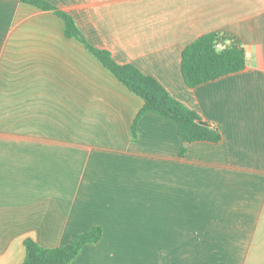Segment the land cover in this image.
Instances as JSON below:
<instances>
[{
  "label": "crops",
  "instance_id": "obj_1",
  "mask_svg": "<svg viewBox=\"0 0 264 264\" xmlns=\"http://www.w3.org/2000/svg\"><path fill=\"white\" fill-rule=\"evenodd\" d=\"M48 1L223 138L183 156L151 112L135 138L142 98L53 11L0 0V264H22L27 238L57 247L96 226L74 264H264V0ZM217 31L247 65L191 88L183 50Z\"/></svg>",
  "mask_w": 264,
  "mask_h": 264
},
{
  "label": "trees",
  "instance_id": "obj_2",
  "mask_svg": "<svg viewBox=\"0 0 264 264\" xmlns=\"http://www.w3.org/2000/svg\"><path fill=\"white\" fill-rule=\"evenodd\" d=\"M43 10H50L63 19L67 37L79 40L130 91L143 100L136 115L133 136L137 137L140 119L148 112L175 122L183 140L181 154L188 145L197 141L219 142L223 138L220 125H213L194 110L188 108L154 77L143 73L131 63H119L112 53L89 42L75 18L48 0H20ZM220 45V47L218 46ZM247 65L246 50L241 39L229 32H211L189 44L182 54V73L187 86L195 88L206 82L243 70ZM204 121V123H202ZM100 226L78 234L70 243L45 247L32 238L24 241L26 257L22 264H74L82 248L101 240Z\"/></svg>",
  "mask_w": 264,
  "mask_h": 264
},
{
  "label": "water",
  "instance_id": "obj_3",
  "mask_svg": "<svg viewBox=\"0 0 264 264\" xmlns=\"http://www.w3.org/2000/svg\"><path fill=\"white\" fill-rule=\"evenodd\" d=\"M202 123H204V121H202Z\"/></svg>",
  "mask_w": 264,
  "mask_h": 264
},
{
  "label": "built area",
  "instance_id": "obj_4",
  "mask_svg": "<svg viewBox=\"0 0 264 264\" xmlns=\"http://www.w3.org/2000/svg\"><path fill=\"white\" fill-rule=\"evenodd\" d=\"M220 47V45H218Z\"/></svg>",
  "mask_w": 264,
  "mask_h": 264
}]
</instances>
